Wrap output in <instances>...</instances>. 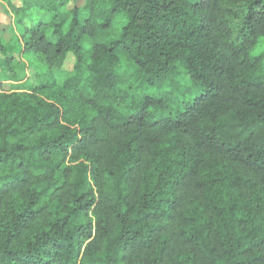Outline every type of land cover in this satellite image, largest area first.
<instances>
[{"label":"trees","instance_id":"16d2710c","mask_svg":"<svg viewBox=\"0 0 264 264\" xmlns=\"http://www.w3.org/2000/svg\"><path fill=\"white\" fill-rule=\"evenodd\" d=\"M73 1L0 3L17 27L9 43L0 35V71L12 73L0 79V264H115L117 256L124 264L138 255L142 264H264V60L255 53L264 34L253 29L246 48L222 54L199 15L212 0H85L69 9ZM34 10L49 20L31 23ZM189 13L199 22L189 24ZM244 19L261 25L264 2L250 0ZM70 53L75 68L61 83L56 72ZM28 63L39 69L35 86L14 74ZM179 72L208 98L195 145L178 132L144 143L131 134L114 149L115 169L102 172L78 151L101 116L119 130L144 113L148 133L169 120L166 100L134 90L171 86ZM153 110L160 118L150 119ZM98 176L119 207L103 236L89 217Z\"/></svg>","mask_w":264,"mask_h":264},{"label":"clouds","instance_id":"9594fccd","mask_svg":"<svg viewBox=\"0 0 264 264\" xmlns=\"http://www.w3.org/2000/svg\"><path fill=\"white\" fill-rule=\"evenodd\" d=\"M15 3L22 5L24 0H14ZM250 0H212L214 7L209 8L207 11L199 14L204 18L205 24L209 26V33L206 42L209 44L215 43L219 45V50L222 54L230 53L233 46L244 45L247 47L246 42L250 40L248 33L255 29L257 33L264 34V22L259 26L249 25L245 23V15L247 14V6ZM264 2V0H262ZM0 3H4V0H0ZM5 9L8 5L4 3ZM69 9L71 5L69 4ZM185 7V11H187ZM64 11H67L65 9ZM32 17L31 23L40 19L42 16L47 19L48 16H44V13L34 11L29 13ZM199 20L197 17H192L189 13L188 23L195 24ZM28 19L24 20L25 26H31ZM14 54V53H12ZM19 59V58H18ZM3 60V55L0 54V61ZM15 67V65H14ZM39 71V69H35ZM55 71V69L53 70ZM15 75L22 77L26 73L22 72L20 68H15ZM8 75H12L9 73ZM5 72L0 71V78H4ZM10 83H15L10 81ZM35 81L29 80V86H35ZM63 83V78L61 79ZM27 92V88L23 89ZM203 89L192 84L191 80L186 75L177 76L175 83L169 86L167 81H164L163 86L159 83L153 88H147L141 86L138 90H134V96L139 99L143 95H157L163 97L168 106V113H170L169 120H162L160 126H156L150 133L145 132L148 127L141 121V117L144 113H139L134 116L128 124L123 128L115 130L110 127L103 116L94 125V131L87 134H81V143L77 145L78 151H82L90 160L96 161L95 167L99 168L102 172L105 169L114 170L116 166L114 149L119 145L121 148L127 140V137L131 134H135L140 137V142L144 143L145 135L151 137L162 138L165 135L180 134L181 138L191 145H195V124L197 119L204 115V106L207 102L206 96H200L197 98ZM103 99V94H101ZM186 110V112H185ZM133 111H137L136 105L133 104L127 107V114H131ZM179 113H184L180 115ZM161 114L153 110V115L150 119L160 118ZM177 120L179 123H172V120ZM115 123H120L116 121ZM163 129L161 131L160 129ZM147 155V153H145ZM197 158H203L200 154ZM93 192L96 193L97 199L100 201L99 206L93 204V208H96L95 214L89 212V217L93 221V230L99 228L98 235L103 236L105 232L111 233L117 225L116 216L119 212V207H113L115 193L111 187H106L103 180L97 177V183L92 185ZM87 191V189H84ZM138 191V181L133 180L129 182L127 186L126 194L128 195V203L131 204L135 199V193ZM178 196L183 195L181 191L177 192ZM86 222V221H82ZM144 255H138L131 260L125 261L124 264H142ZM115 264H120L119 257L115 258Z\"/></svg>","mask_w":264,"mask_h":264},{"label":"rangeland","instance_id":"374dc122","mask_svg":"<svg viewBox=\"0 0 264 264\" xmlns=\"http://www.w3.org/2000/svg\"><path fill=\"white\" fill-rule=\"evenodd\" d=\"M84 3H85V0H77V1L74 0L73 2L70 3V5H71V7H74L75 5H78V6L82 7L84 5ZM34 11H32V12H34ZM44 16H48V14L44 13ZM26 19H28V17ZM31 19H32V17H31ZM39 20H45V18L42 16L40 19H37L35 21H39ZM48 20L49 19H47V21ZM11 32H15V33L17 32V27L15 25V17H14V15H9L8 13H6L5 10L0 6V35H2L5 38L6 43H9V41H10L9 39H10V36H11ZM255 53H256V55L261 56L263 58V60H264V39L261 41V43L259 44L258 48L255 50ZM75 63H76L75 56L72 53L68 54L62 69L60 71L56 72V76H57L58 80H61L62 78L64 80L68 75H70L73 72L74 68H75ZM22 72L26 73V75H24L23 77L26 76V78L28 77L29 79H31L33 81H36L37 78H38V77L34 76L36 71L29 63L26 64V67H25V69L22 70ZM181 73L182 72H179V74H181ZM182 75H185V74L182 73ZM5 77L9 78V77H11V75H8L6 73L4 78H0V79L3 81V79H5ZM128 78H129L128 75H125L122 78V81H123L122 89L125 92H129L131 94L130 89L129 88L126 89V87H125L130 82V81H128ZM188 79L191 80L189 76H188ZM191 82H192L193 85L198 86L199 88H201L199 85L195 84L192 80H191ZM5 83H7V84H5ZM5 83L3 85L6 88H9V85H10L9 82H5ZM146 87L147 88H153L155 86L146 85ZM201 94H202V92H200L197 97H199ZM143 96H149V97L157 98V99H164L162 96L158 97L155 94H153V95L145 94ZM165 106L166 107L163 110L168 112L167 103H166ZM158 109H160V108H158ZM160 111H162V109H160Z\"/></svg>","mask_w":264,"mask_h":264}]
</instances>
